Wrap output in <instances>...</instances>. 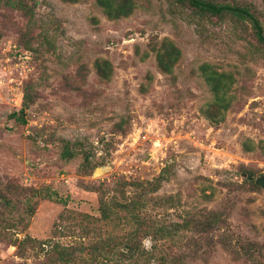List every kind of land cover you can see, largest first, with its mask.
<instances>
[{
    "label": "rangeland",
    "instance_id": "374dc122",
    "mask_svg": "<svg viewBox=\"0 0 264 264\" xmlns=\"http://www.w3.org/2000/svg\"><path fill=\"white\" fill-rule=\"evenodd\" d=\"M237 1L264 13V0ZM37 2L35 27L48 30L53 51L20 46L26 22L0 8V211L14 224L0 234V264H50L53 242L85 246L127 233L131 225L118 219L87 237L80 219L98 220L101 196H131L126 183L153 180L165 167L169 179L145 196L144 217L196 220L210 211L224 224L181 231L158 242L160 253L183 264H264V189L246 181L248 172L264 176V47L249 28L215 20L199 37L174 0H136L134 13L119 20L108 19L96 0ZM166 38L183 53L172 74L160 71L153 52ZM99 60L113 65L108 81L95 70ZM204 63L238 81L218 124L202 113L213 99ZM26 90L34 99L23 125L9 116L22 108ZM63 141L80 143L74 158H63ZM28 237L37 242L13 246ZM145 241L149 250L154 243ZM106 256L137 264L136 257Z\"/></svg>",
    "mask_w": 264,
    "mask_h": 264
},
{
    "label": "trees",
    "instance_id": "16d2710c",
    "mask_svg": "<svg viewBox=\"0 0 264 264\" xmlns=\"http://www.w3.org/2000/svg\"><path fill=\"white\" fill-rule=\"evenodd\" d=\"M67 3H77L81 0H62ZM174 6L188 12V19L196 25L199 37L206 33V23H218L231 21L236 24L247 26L252 34V38L264 47V13L258 11L254 4L239 2L237 0H174ZM37 0H0V8L20 14L26 22L22 31H20L19 45L25 50L32 51L34 44L47 46L49 51H53V38L45 29L41 33L36 29V8ZM96 5L103 14L110 20H119L130 17L137 8L136 0H96ZM156 55L157 65L162 73L172 74L174 68L182 59V50L170 39H163L153 48ZM201 77L206 82L213 99L207 104L206 109L202 110L203 115L214 124L222 121L220 118L229 110L234 96L231 95L233 86L238 82L232 73L221 72L213 65L204 63L200 66ZM95 70L102 80H110L113 75V65L108 60H99L95 63ZM22 108L10 114V118L19 124H27V110L33 103L34 97L30 91L26 90L23 98ZM80 143H71L63 141L62 156L65 160H70L76 156V150ZM85 164H89V158L85 157ZM171 167H165L158 177L148 181H138L132 183L124 182L122 188L127 185L133 187V193L128 196L125 191L119 192L116 196H101L100 206L98 208L100 217L94 220L90 215H82L81 225L82 234L89 237L91 232L103 233V229L111 222L122 221L131 225V230L123 235H110L106 238H100L98 241L84 245L63 246L60 243L53 242L46 256L50 264H121L119 261H109L106 254L117 253L122 260L136 257L137 264H183L181 259H170L168 253L158 249V242L173 237L181 231L187 232L197 229L207 232L215 227L224 224L221 215L217 212H207L202 214L196 220L191 217H183L181 221H164L160 223L153 222V219L144 217L143 210L146 205L145 196L158 192L162 184L168 181L167 173ZM246 181L255 188H260L256 184L254 173L248 172ZM126 183V184H125ZM171 201L173 198H170ZM1 201L5 207H11L12 203L5 196H1ZM30 214L34 213L33 206L29 205ZM100 223V225H98ZM14 224L7 218L5 213L0 211V234H5L9 229H13ZM150 238L154 244L148 250L144 247L145 239ZM36 243V240L27 238L22 242H14L13 246L21 248V244ZM43 248L44 243L38 242ZM236 257L240 255L238 251L232 248L231 244H226ZM245 251L251 252L252 246L247 244ZM163 252V253H162ZM106 253V254H104Z\"/></svg>",
    "mask_w": 264,
    "mask_h": 264
},
{
    "label": "water",
    "instance_id": "95a60500",
    "mask_svg": "<svg viewBox=\"0 0 264 264\" xmlns=\"http://www.w3.org/2000/svg\"><path fill=\"white\" fill-rule=\"evenodd\" d=\"M101 171H102L101 169H97V171L95 172V175L100 174ZM256 184L264 189V176L260 177V178H257L256 179Z\"/></svg>",
    "mask_w": 264,
    "mask_h": 264
},
{
    "label": "clouds",
    "instance_id": "9594fccd",
    "mask_svg": "<svg viewBox=\"0 0 264 264\" xmlns=\"http://www.w3.org/2000/svg\"><path fill=\"white\" fill-rule=\"evenodd\" d=\"M149 242L148 241H145V245L148 246Z\"/></svg>",
    "mask_w": 264,
    "mask_h": 264
},
{
    "label": "bare ground",
    "instance_id": "6f19581e",
    "mask_svg": "<svg viewBox=\"0 0 264 264\" xmlns=\"http://www.w3.org/2000/svg\"><path fill=\"white\" fill-rule=\"evenodd\" d=\"M99 173V172H98Z\"/></svg>",
    "mask_w": 264,
    "mask_h": 264
}]
</instances>
